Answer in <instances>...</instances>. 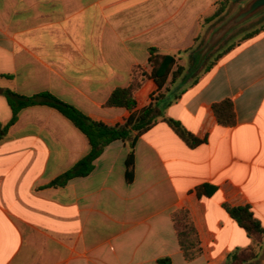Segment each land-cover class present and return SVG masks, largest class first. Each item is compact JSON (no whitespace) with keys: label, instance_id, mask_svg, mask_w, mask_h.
Masks as SVG:
<instances>
[{"label":"crops","instance_id":"crops-1","mask_svg":"<svg viewBox=\"0 0 264 264\" xmlns=\"http://www.w3.org/2000/svg\"><path fill=\"white\" fill-rule=\"evenodd\" d=\"M218 0H0V88L49 92L96 121L122 124L130 112L107 107L128 87L150 49L189 50ZM183 54V60L190 59ZM8 76V77H6ZM184 82L163 111L207 143L190 148L167 123L129 146L113 142L87 177L47 188L89 151L87 138L58 111L24 109L0 142V264H225L253 244L224 205L251 207L264 227V32ZM157 90L147 81L137 108ZM229 99L237 124L219 125L212 106ZM12 111L0 94V125ZM217 188L211 196L197 188ZM187 209L202 255L187 261L173 214Z\"/></svg>","mask_w":264,"mask_h":264},{"label":"trees","instance_id":"trees-1","mask_svg":"<svg viewBox=\"0 0 264 264\" xmlns=\"http://www.w3.org/2000/svg\"><path fill=\"white\" fill-rule=\"evenodd\" d=\"M234 0H218L215 4L213 14L203 18V26L210 25L222 19ZM264 32V24L247 31L242 37L232 42H225L214 51L205 61L203 66L194 75L192 84H196L199 77L210 72L215 65L228 53L244 42L253 39ZM199 35L195 45L189 50L175 54H163L157 48L150 49L148 66H135L131 73V81L128 87L117 88L109 97L106 106L126 109L130 116L122 124L109 126L101 121H96L83 113L81 110L59 99L52 93L42 92L32 96H25L16 93L9 88H0L12 111L11 120L0 125V142L3 141L9 129L19 119V114L24 109L34 106H47L58 111L68 119L88 140L90 151L73 168L53 180L47 188L65 187L71 180L89 176L95 170V162L105 152L106 148L113 142L121 141L129 146V154L126 159V180L132 183L135 177V148L138 140L144 134L151 131L158 123V118L163 117L165 123L190 147L197 148L205 143L206 139H200L190 132L181 122L170 117H165L163 111L171 105L165 104L169 98L171 101L179 99L180 93L175 94L182 80L188 74L189 68L182 63L183 54H190L192 65H195V53L200 47ZM191 65V66H192ZM1 77H5L0 75ZM8 77V76H6ZM147 81H153L157 90L151 94L147 106L138 109L136 94ZM212 110L216 121L223 127H234L237 124V115L233 102L229 99L215 103ZM217 191L216 187L203 185L197 188L199 197L213 196ZM226 212L237 222V224L252 239L253 244L244 249H238L231 253L225 264H249L260 257L264 244V227L254 216L251 207L224 205ZM172 220L177 233L179 245L187 261H193L202 255L201 241L198 231L194 225L190 212L187 209L176 211ZM158 264H172L170 258H161Z\"/></svg>","mask_w":264,"mask_h":264},{"label":"water","instance_id":"water-1","mask_svg":"<svg viewBox=\"0 0 264 264\" xmlns=\"http://www.w3.org/2000/svg\"><path fill=\"white\" fill-rule=\"evenodd\" d=\"M262 17H264V0H245L233 14L221 21V24L214 29L208 40L200 46L198 51L194 54L196 59L194 66L192 65L193 63L190 57L192 66L184 82L193 79L206 59L222 46L233 33ZM259 264H264V262Z\"/></svg>","mask_w":264,"mask_h":264},{"label":"rangeland","instance_id":"rangeland-1","mask_svg":"<svg viewBox=\"0 0 264 264\" xmlns=\"http://www.w3.org/2000/svg\"><path fill=\"white\" fill-rule=\"evenodd\" d=\"M244 1L245 0H234L231 3V5H230V7L228 9V12L226 13V15L222 19H220V20H218V21H216V22H214V23H212L210 25L205 26L203 32L201 33V40L198 43V45H199L198 47H200L204 42H206L208 40V38L210 37L211 33L214 31V29L221 24V21L223 19H226L229 15L233 14L237 10V8ZM261 24H264V17L259 18V19H256V20L252 21L251 23L243 26L239 30H237L235 33H233L229 37V39L227 40V42L230 43L232 41H235V40L239 39L247 31H250V30L254 29L255 27H258ZM182 63L185 64V65H187V67H191V60L190 59H188L187 61L182 60ZM262 262H264V244H263V249L261 251L260 257L257 260H255V261H253V262H251L249 264H259V263H262Z\"/></svg>","mask_w":264,"mask_h":264}]
</instances>
